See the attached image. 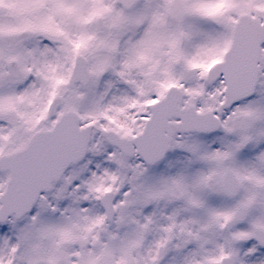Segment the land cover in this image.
<instances>
[{
    "label": "snow or ice",
    "instance_id": "6c2138e0",
    "mask_svg": "<svg viewBox=\"0 0 264 264\" xmlns=\"http://www.w3.org/2000/svg\"><path fill=\"white\" fill-rule=\"evenodd\" d=\"M0 264H264V0H0Z\"/></svg>",
    "mask_w": 264,
    "mask_h": 264
}]
</instances>
